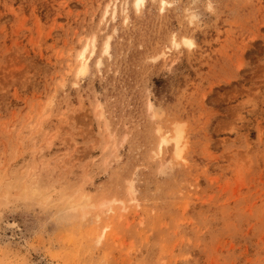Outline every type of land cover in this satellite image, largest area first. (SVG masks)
<instances>
[{
	"label": "rangeland",
	"instance_id": "obj_1",
	"mask_svg": "<svg viewBox=\"0 0 264 264\" xmlns=\"http://www.w3.org/2000/svg\"><path fill=\"white\" fill-rule=\"evenodd\" d=\"M0 264H264V0H0Z\"/></svg>",
	"mask_w": 264,
	"mask_h": 264
},
{
	"label": "bare ground",
	"instance_id": "obj_2",
	"mask_svg": "<svg viewBox=\"0 0 264 264\" xmlns=\"http://www.w3.org/2000/svg\"><path fill=\"white\" fill-rule=\"evenodd\" d=\"M145 2L146 0H135V6L137 9H141L144 5H145ZM164 2V1H163ZM110 7L108 6L107 10H106V14L108 15L109 14V9ZM114 9V8H113ZM116 13V10L114 11V14ZM183 43L187 46H192L193 45V41L189 38H184L183 39ZM173 44L174 46L178 47L179 46V43L177 41H173ZM96 49V43H95V39L92 40V44L90 45H86L80 52H79V62H80V65H79V68H78V74H81L86 67L87 65V60H88V56L91 54L94 53ZM109 51V41H107L105 43V46H104V53L107 54ZM90 53V54H89ZM86 71V70H85ZM175 142H176V146L178 145L179 143V139L178 138H175ZM169 143V140L167 139L166 136H163L160 140V144H159V150L161 151L163 149V147L165 145H168ZM179 151V150H178ZM180 152H178L179 154ZM82 206V209H85L84 207H86L85 203L81 204ZM74 208V207H73Z\"/></svg>",
	"mask_w": 264,
	"mask_h": 264
}]
</instances>
